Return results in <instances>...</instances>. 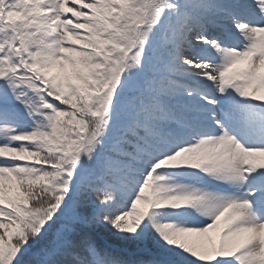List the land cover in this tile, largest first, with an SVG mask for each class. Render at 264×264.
Listing matches in <instances>:
<instances>
[{
	"label": "snow or ice",
	"instance_id": "obj_1",
	"mask_svg": "<svg viewBox=\"0 0 264 264\" xmlns=\"http://www.w3.org/2000/svg\"><path fill=\"white\" fill-rule=\"evenodd\" d=\"M0 264H264V0H0Z\"/></svg>",
	"mask_w": 264,
	"mask_h": 264
}]
</instances>
